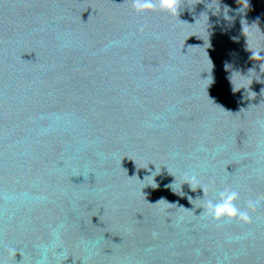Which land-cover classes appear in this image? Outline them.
<instances>
[{
    "label": "water",
    "instance_id": "water-1",
    "mask_svg": "<svg viewBox=\"0 0 264 264\" xmlns=\"http://www.w3.org/2000/svg\"><path fill=\"white\" fill-rule=\"evenodd\" d=\"M261 56L264 0H0V264H264L206 212L264 196Z\"/></svg>",
    "mask_w": 264,
    "mask_h": 264
},
{
    "label": "clouds",
    "instance_id": "clouds-1",
    "mask_svg": "<svg viewBox=\"0 0 264 264\" xmlns=\"http://www.w3.org/2000/svg\"><path fill=\"white\" fill-rule=\"evenodd\" d=\"M131 3L134 12L137 15H143L147 12L157 10L168 15H178L180 0H131ZM245 3H247V0H245ZM141 31H143V28H141ZM260 58L264 59V56H261ZM189 184L190 186L196 185V188L199 187L195 174H192L189 177ZM191 188L193 190L196 189L192 186ZM204 191L205 190L203 189V192ZM239 198L240 193L238 191L231 188H225L218 193V199L215 202L213 200L207 201L206 212L208 216L217 222L224 220H235L245 224H250L252 222V217L249 214V210L254 213L261 205V202L264 201V196H261L255 200L249 199L246 202L245 210H241V208L237 207L236 202L239 200ZM189 199L191 202V198Z\"/></svg>",
    "mask_w": 264,
    "mask_h": 264
}]
</instances>
